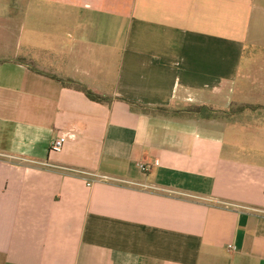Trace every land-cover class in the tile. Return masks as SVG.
<instances>
[{"label":"crops","instance_id":"crops-1","mask_svg":"<svg viewBox=\"0 0 264 264\" xmlns=\"http://www.w3.org/2000/svg\"><path fill=\"white\" fill-rule=\"evenodd\" d=\"M250 41L264 0H0V264H264Z\"/></svg>","mask_w":264,"mask_h":264},{"label":"trees","instance_id":"trees-1","mask_svg":"<svg viewBox=\"0 0 264 264\" xmlns=\"http://www.w3.org/2000/svg\"><path fill=\"white\" fill-rule=\"evenodd\" d=\"M68 83L75 88L77 91L83 93L90 101L92 102H102L103 98L99 97L98 95L94 94L92 91H90L89 89H87L85 86L79 84V83H75L72 81H68ZM246 109H252L250 106H242L241 108H238L237 110L239 112H242ZM161 113H168L170 115H174V116H179L182 115V113L185 112H178V111H170V110H166V109H161L159 110ZM186 113H188L189 115H192L193 117L196 118H203V119H213L216 117L222 116L224 113H218L215 110H212L211 108H208L206 106H200V107H196L190 110H186Z\"/></svg>","mask_w":264,"mask_h":264},{"label":"rangeland","instance_id":"rangeland-1","mask_svg":"<svg viewBox=\"0 0 264 264\" xmlns=\"http://www.w3.org/2000/svg\"><path fill=\"white\" fill-rule=\"evenodd\" d=\"M253 40V39H252ZM75 46H76V41L74 42ZM264 44V41L263 43ZM253 42H249V43H246V45L244 46V49H243V58H242V71L244 72L247 68H248V65H249V60L251 59V57H254L256 55V58L257 60H259L260 62H264V49H261V48H253ZM50 59V57H49ZM106 72H108L106 70ZM110 76L108 75L107 78H109ZM193 108H196V107H193V106H188V107H183L182 105L181 106H178L177 108H170L169 110L170 111H178V112H185V113H182V115H189L188 113H186V110H190V109H193Z\"/></svg>","mask_w":264,"mask_h":264},{"label":"built area","instance_id":"built-area-1","mask_svg":"<svg viewBox=\"0 0 264 264\" xmlns=\"http://www.w3.org/2000/svg\"><path fill=\"white\" fill-rule=\"evenodd\" d=\"M72 137H73V135L63 134V135L53 139L50 143L49 150L51 152H60L63 149V146L66 143L67 139H71ZM138 167L143 172L148 171V167L145 166L144 164H139ZM93 177H94L95 181H105V182L111 181V179L106 177V176L93 175ZM92 183H93V181L87 182V186L90 187L92 185Z\"/></svg>","mask_w":264,"mask_h":264}]
</instances>
